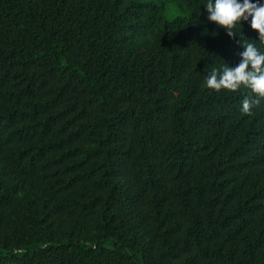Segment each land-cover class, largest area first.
I'll return each mask as SVG.
<instances>
[{
	"label": "trees",
	"instance_id": "1",
	"mask_svg": "<svg viewBox=\"0 0 264 264\" xmlns=\"http://www.w3.org/2000/svg\"><path fill=\"white\" fill-rule=\"evenodd\" d=\"M207 2L0 0V264H264V99L205 86L264 45Z\"/></svg>",
	"mask_w": 264,
	"mask_h": 264
},
{
	"label": "clouds",
	"instance_id": "2",
	"mask_svg": "<svg viewBox=\"0 0 264 264\" xmlns=\"http://www.w3.org/2000/svg\"><path fill=\"white\" fill-rule=\"evenodd\" d=\"M205 6L207 19L222 27L230 38L237 36L236 29L251 18L250 26L264 45V4L259 0L255 3L252 0H208ZM242 47L239 64L231 67L225 63L220 68H212L205 77V86L216 92L249 89L251 95L243 99L241 111L251 115L252 108L264 99V53L249 41L242 43Z\"/></svg>",
	"mask_w": 264,
	"mask_h": 264
},
{
	"label": "rangeland",
	"instance_id": "3",
	"mask_svg": "<svg viewBox=\"0 0 264 264\" xmlns=\"http://www.w3.org/2000/svg\"><path fill=\"white\" fill-rule=\"evenodd\" d=\"M180 15H181L180 11L174 5H170L166 10V12L164 13V17L168 21H172Z\"/></svg>",
	"mask_w": 264,
	"mask_h": 264
}]
</instances>
